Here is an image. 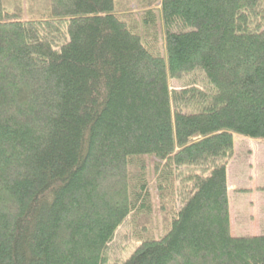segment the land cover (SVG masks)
<instances>
[{
    "label": "trees",
    "instance_id": "obj_1",
    "mask_svg": "<svg viewBox=\"0 0 264 264\" xmlns=\"http://www.w3.org/2000/svg\"><path fill=\"white\" fill-rule=\"evenodd\" d=\"M14 1L0 264H264V234L232 236L226 170L235 137L264 141V0H149L138 18L116 0ZM124 225L137 246L112 263Z\"/></svg>",
    "mask_w": 264,
    "mask_h": 264
},
{
    "label": "rangeland",
    "instance_id": "obj_2",
    "mask_svg": "<svg viewBox=\"0 0 264 264\" xmlns=\"http://www.w3.org/2000/svg\"><path fill=\"white\" fill-rule=\"evenodd\" d=\"M149 0H116L121 10L138 18L142 8L141 4L147 5L149 9L159 10V6L149 4ZM15 6L27 11L30 4L27 0L14 1ZM149 4V5H148ZM150 6V7H149ZM237 160L231 165L229 181L234 185L235 191L231 195V209L233 216L234 236L239 237L250 232L264 230V141H254L236 137ZM240 153V155H239ZM248 186H254L256 190L247 194L240 192ZM244 204H241L243 200ZM127 226L121 227L117 232L113 245L111 246L112 263L125 260L131 255L137 244L132 243L128 234Z\"/></svg>",
    "mask_w": 264,
    "mask_h": 264
},
{
    "label": "crops",
    "instance_id": "obj_3",
    "mask_svg": "<svg viewBox=\"0 0 264 264\" xmlns=\"http://www.w3.org/2000/svg\"><path fill=\"white\" fill-rule=\"evenodd\" d=\"M234 140H235L234 141V147H235L234 155H233V158H232L231 162L228 164L227 169H226L227 170V182H228V191H227V193H228V204H229V216H230V227H231L232 236H234V234H233L234 229L232 227L233 226V216H232V213H231L232 209H231L230 200H231V195L233 194L232 192L235 191V188H234V185H231V183L229 181V178H230L229 174H230V171H231V168H232L231 165H233L236 162V160L238 159L237 158L236 137H235ZM239 155H240V153H239ZM255 190H256V188L254 186H248V187H246V189L245 188L241 189L240 192L242 191V193L247 194L248 192H252L253 193ZM245 202H246V200H243V202H241V204H244ZM245 206H246V204H244V207ZM262 234H264V230L263 229H261V231H259V232H250V233H247V234L241 235V236H250V235L257 236V235H262ZM234 237H236V236H234Z\"/></svg>",
    "mask_w": 264,
    "mask_h": 264
}]
</instances>
